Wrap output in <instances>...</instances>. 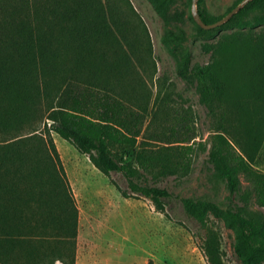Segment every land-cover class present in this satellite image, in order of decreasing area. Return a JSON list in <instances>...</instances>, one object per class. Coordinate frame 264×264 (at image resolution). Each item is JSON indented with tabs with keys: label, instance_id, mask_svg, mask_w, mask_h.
Wrapping results in <instances>:
<instances>
[{
	"label": "trees",
	"instance_id": "16d2710c",
	"mask_svg": "<svg viewBox=\"0 0 264 264\" xmlns=\"http://www.w3.org/2000/svg\"><path fill=\"white\" fill-rule=\"evenodd\" d=\"M199 6L207 24L224 18L209 14L204 0ZM127 9L116 0H0V264H76L79 211L52 133L87 155L122 197L149 199L164 214L174 194L159 182L192 169L190 139L145 129L157 66L147 28L138 32ZM261 25L264 0H253L220 27L199 28L231 33L211 62L193 65L187 52L176 71L212 119L216 177L242 202L222 209L181 197V206L201 228L220 213L242 264H264V220L248 210L252 198L264 207V172L255 167L264 143V34L237 31ZM204 251L219 264L213 233Z\"/></svg>",
	"mask_w": 264,
	"mask_h": 264
},
{
	"label": "rangeland",
	"instance_id": "374dc122",
	"mask_svg": "<svg viewBox=\"0 0 264 264\" xmlns=\"http://www.w3.org/2000/svg\"><path fill=\"white\" fill-rule=\"evenodd\" d=\"M237 1L204 0V4L209 14L225 17ZM116 2L127 10L129 6L134 9L138 17H132L138 32L143 33L144 25L152 44L157 73L149 79L154 96L145 129L163 128L169 133V141L174 140L171 136L174 129L177 137L194 143L197 154L187 176L168 177L159 182V186L174 194V201L164 214L149 199L122 197L87 155L52 133L79 211L76 264H210L204 251L210 233L218 241L219 264H242L234 250L235 232L220 213H210L206 228H201L180 203L181 197H195L218 203L222 209L231 202L234 206L242 204L239 198L230 199L226 184L216 177L209 162L213 125L206 107L200 102L199 94L176 73L187 52L192 55L193 65L211 62L213 47L231 32L200 33L201 27L193 17V0H172L168 4L163 0ZM199 7L198 1V11ZM237 32L255 39L264 34V25ZM198 143H203V147ZM255 167L264 172V143ZM113 178L123 188L127 187L120 175L113 174ZM241 180L245 191L249 184L243 177ZM248 210L264 220V207L255 198L250 200Z\"/></svg>",
	"mask_w": 264,
	"mask_h": 264
},
{
	"label": "water",
	"instance_id": "95a60500",
	"mask_svg": "<svg viewBox=\"0 0 264 264\" xmlns=\"http://www.w3.org/2000/svg\"><path fill=\"white\" fill-rule=\"evenodd\" d=\"M198 1L199 0H193L192 2V12H193V17L197 24L205 29V30H210L217 28L221 26L222 24L226 23L228 20H230L235 14H237L242 8H244L248 3H250L253 0H243L236 8H234L228 15H226L223 19L219 20L218 22L214 24H207L203 21L201 18L199 12H198Z\"/></svg>",
	"mask_w": 264,
	"mask_h": 264
}]
</instances>
